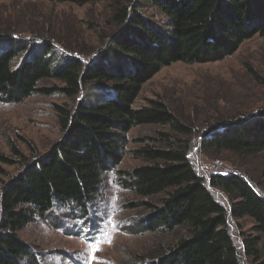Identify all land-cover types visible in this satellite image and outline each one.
I'll use <instances>...</instances> for the list:
<instances>
[{
  "label": "trees",
  "instance_id": "obj_1",
  "mask_svg": "<svg viewBox=\"0 0 264 264\" xmlns=\"http://www.w3.org/2000/svg\"><path fill=\"white\" fill-rule=\"evenodd\" d=\"M45 1L76 6L108 1L118 31L103 61L86 63L81 57L69 56L59 68L54 67L59 54L53 46L40 52L32 50L20 62L28 50L26 42L2 40L1 102L21 103L36 93H52L75 105L54 106L61 139L46 157L24 161L20 175L1 189L0 264H41L18 233L34 217L46 218L60 208L84 217L91 215L86 208L96 203L110 171L120 174L124 189L134 196L149 200L160 197L154 219L142 221V229L185 231L186 236L176 243L157 248L158 264H242V258L247 264H264L259 251V237L264 235V198L257 187L237 173L211 175L206 181L190 160L192 147L183 136L192 131L179 116L162 100L134 106L142 86L163 67L178 62H218L235 54L247 40L255 36L264 39V0ZM147 6L164 16L165 28L142 17L140 12ZM45 80L60 86L52 91L39 88ZM137 126L163 131L138 140L141 146L131 155L142 165L127 173L126 181V172L116 168L122 162L127 135ZM214 129L211 126L200 142L204 151L250 157L264 152L262 111ZM11 150L20 154L14 147ZM0 161H7L1 153ZM214 190L224 194L228 205L214 197ZM243 218L253 222L257 237H246L240 253L228 222Z\"/></svg>",
  "mask_w": 264,
  "mask_h": 264
},
{
  "label": "rangeland",
  "instance_id": "obj_2",
  "mask_svg": "<svg viewBox=\"0 0 264 264\" xmlns=\"http://www.w3.org/2000/svg\"><path fill=\"white\" fill-rule=\"evenodd\" d=\"M140 13L158 27H166L164 16L155 8L147 6ZM117 31L108 1L76 6L45 0H0V47L5 39L26 42L28 50L20 62L32 50L40 52L49 46L59 54L53 62L55 68L63 66L69 56L81 57L86 63L103 61ZM44 43L49 44L45 47ZM58 86L53 80L38 85L50 91ZM95 96L100 98L98 93ZM81 98L82 95L78 96L76 102ZM152 99L165 102L191 129L192 134L183 138L192 147L190 160L199 176L207 181L211 175H244L264 198V152L250 157L204 151L200 144L211 126L220 130L234 118L264 112V39L255 36L235 54L218 62H178L163 67L142 86L134 106H146ZM64 105L72 108L75 104L52 93H36L21 103L0 101V153L7 159V163L0 161V193L6 183L20 175L24 161L46 157L61 139L54 106ZM158 131L163 129L137 126L128 133L122 162L116 168L126 172L124 180L127 173L142 165L131 155L132 150L141 146L138 140L154 137ZM11 147L20 154H14ZM120 178L116 171L106 174L96 203L86 208L91 215L84 217L80 212L71 214L67 209H56L46 218L34 217L18 233L20 239L31 247L41 264L160 263L157 248L176 243L186 236L185 231L142 229V221L154 219L160 197L152 200L136 197L124 189ZM212 193L228 205L223 193L217 190ZM228 225L240 253L246 237H257L248 218L229 219ZM259 238V251L264 255V235ZM90 246L98 247L99 251L92 253ZM90 253L95 260L89 258ZM247 261L242 258V264Z\"/></svg>",
  "mask_w": 264,
  "mask_h": 264
},
{
  "label": "snow or ice",
  "instance_id": "obj_3",
  "mask_svg": "<svg viewBox=\"0 0 264 264\" xmlns=\"http://www.w3.org/2000/svg\"><path fill=\"white\" fill-rule=\"evenodd\" d=\"M108 242H109V243L111 242L110 239H109ZM90 247H92V246H90ZM96 251H99V248H98V247H92V253H94V252H96ZM89 258H90L91 260H95V259H96V257H95L94 255H92L91 253L89 254Z\"/></svg>",
  "mask_w": 264,
  "mask_h": 264
},
{
  "label": "water",
  "instance_id": "obj_4",
  "mask_svg": "<svg viewBox=\"0 0 264 264\" xmlns=\"http://www.w3.org/2000/svg\"><path fill=\"white\" fill-rule=\"evenodd\" d=\"M251 116H249V118H250Z\"/></svg>",
  "mask_w": 264,
  "mask_h": 264
}]
</instances>
